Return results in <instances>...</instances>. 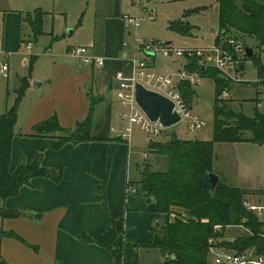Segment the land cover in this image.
Masks as SVG:
<instances>
[{
	"label": "crops",
	"instance_id": "obj_1",
	"mask_svg": "<svg viewBox=\"0 0 264 264\" xmlns=\"http://www.w3.org/2000/svg\"><path fill=\"white\" fill-rule=\"evenodd\" d=\"M110 1L34 0L32 9L44 13L42 29L49 46L36 54L28 88L18 106L9 170L13 172L34 161L41 146L40 138L32 131L35 125L55 115L61 128L71 130L87 117L91 99H94L91 114L93 140L77 145L66 144L57 151L46 149L40 166L50 171L49 176L34 177L16 196L0 199V209L21 214L15 218L0 217V264H114L107 250L75 237L76 233L83 232L93 241H101L108 226L107 211L115 217L118 245H132L125 234L129 216L127 205L131 197H126L125 188L131 182L127 176L132 135L129 140L120 135L127 127V121L116 92L118 84L128 80L132 73L128 60L132 45L128 46L125 38L136 36V33L127 31L123 13L134 0ZM136 3L149 4L140 0ZM215 4L217 6L216 1ZM87 13L93 19V38L96 39L98 29L102 30L99 44L89 39L73 42L77 32V26H73L83 24ZM21 15L17 21L19 29L23 20ZM179 21L186 24L184 18ZM211 33L215 44L216 26ZM181 36L186 39V35ZM188 36H191V30ZM17 39L19 48L21 43L23 47L31 44L29 57H33L34 41L25 38L21 41L19 34ZM191 39L197 43V37ZM78 46H87L90 54L103 58V66L79 65L69 55V50ZM17 51L19 53L20 49ZM5 61L8 63V59ZM152 65L154 69V59ZM23 77L14 80L16 89ZM5 79H9V66ZM46 142L52 143L49 139ZM213 163L214 156L212 171L217 174ZM58 171L59 180L54 181L52 176ZM217 175L220 181L230 185L223 176ZM149 216L155 223L157 217ZM8 233L15 234L18 239Z\"/></svg>",
	"mask_w": 264,
	"mask_h": 264
},
{
	"label": "trees",
	"instance_id": "obj_2",
	"mask_svg": "<svg viewBox=\"0 0 264 264\" xmlns=\"http://www.w3.org/2000/svg\"><path fill=\"white\" fill-rule=\"evenodd\" d=\"M215 1L217 3L215 44L221 39L237 37L239 43L261 52L264 48V0ZM43 16L44 13L37 9L33 15L27 14L25 17L35 38L43 34ZM169 28L181 35L190 32V28L182 21L169 24ZM245 60L246 58L243 59L242 66ZM249 60H254L261 75L262 69L255 51ZM32 61L29 65L30 70ZM186 70L198 72L202 78L212 79L214 82L213 142L264 144V117L260 113L256 112L254 116L248 117L224 107L226 101L221 99V94L229 88L231 82L225 80L216 69L199 64L197 59L189 60ZM28 80L29 76L20 79L13 106L0 116V199L2 200L16 196L23 186L29 185L32 178L46 175V169L40 166L42 154L46 149L57 151L66 144L77 145L93 140L91 114L94 99H91V108L87 117L71 130L61 128L55 115L35 125L32 131L41 140L39 152L31 164L19 166L10 172L14 126L19 103L29 85ZM178 89L184 101L191 105L195 94L193 88L188 83H182ZM48 139L52 143L48 144L46 142ZM149 152L165 156L168 163L167 170L153 171L149 165H145L139 180L130 184L146 199V212L162 220L158 222L160 224L158 228L153 226L151 229L158 233V241L153 246L161 254L170 253L174 257L171 264H209L208 239L218 238V235L222 234L214 233L215 225L223 228L241 227L248 231L247 235L233 242L218 243L219 246L236 251L255 248L258 253L264 254V225L243 208L242 200L246 192L219 180L213 194L210 193L207 173L213 172L212 143L171 138L164 145L150 143ZM59 176L60 171L56 176H52L53 180L58 181ZM102 203L104 204L103 198ZM20 215L18 212L0 209L2 218H15ZM107 215L108 226L101 241H93L83 232L76 233L75 237L82 242L96 244L107 250L114 259V264H121L122 258L125 264H138L136 247L128 244L118 245L115 217L108 211ZM7 235L18 239L13 233Z\"/></svg>",
	"mask_w": 264,
	"mask_h": 264
},
{
	"label": "rangeland",
	"instance_id": "obj_3",
	"mask_svg": "<svg viewBox=\"0 0 264 264\" xmlns=\"http://www.w3.org/2000/svg\"><path fill=\"white\" fill-rule=\"evenodd\" d=\"M133 2L124 9L123 16L135 17L138 15L140 20L138 26L127 28V31L136 33L137 39L169 44L174 49L188 48L191 45L199 46V48L214 45L211 29L215 26L217 28L215 0H152L147 6L145 3L137 5L136 0ZM33 4L34 0H0V69L6 59H8L9 66V79L3 78L0 74V116L6 111V108H10L14 104L16 97L14 80L17 77L32 75L34 61L37 58L36 54L39 50H46L49 46L47 36L42 34L35 38L25 20L27 14L33 15L36 10L32 9ZM153 7L155 12L152 17H149L148 11ZM144 8L145 10H143ZM20 13L23 20L20 21L21 27L19 29L17 21ZM87 15L83 24L75 23L76 25L73 26H77L73 42L89 39V41L95 40V44H99L102 41V30L98 29L95 34L96 39H94L93 19L89 13ZM182 18L185 20V25L191 30V36L187 34L186 39L169 28V24L177 23ZM73 27L70 28L73 29ZM17 34L20 35L21 41H24V38L34 41L32 58L24 56L26 53L22 43L20 48L18 46ZM134 36L130 38L126 36L128 46L133 45ZM192 36L198 38L197 43L192 41ZM18 49H20L19 53H17ZM253 50L258 56L262 74L259 75L254 60L246 59L243 62V69L239 70V75H236L239 82L234 83V81L229 80L231 84L225 91L227 95L223 97L221 94V99L226 101L224 107L235 113L240 112L244 116L252 117L257 112L264 117V99L261 98V94L264 93V86L262 85L264 80V48L261 52L256 49ZM31 61L33 62L32 70L29 68ZM39 61L40 59L37 65ZM171 62L175 63L172 64ZM178 68L177 60L164 59L161 54H155L153 71L156 74H166L165 71L175 73ZM192 88L195 94L192 97L191 105H189L191 114L203 121L205 126L199 130L190 131L187 128V121H182L151 138H148L138 126H134L130 142L128 179L131 182L138 181L145 165H149L153 171L164 172L167 170V158L158 154L151 155L149 152L150 143L164 145L171 138L197 140L212 143L213 170L223 176L228 184L242 189L246 194L263 195L264 144L213 142L214 82L212 79L203 78L199 85ZM124 113H126L125 110ZM145 154L148 156L145 157ZM130 196V202L127 205L129 216L125 233L127 241L136 247L139 264H159L161 253L153 246L158 241V233L151 231L154 223L151 216L145 212L146 199L140 192ZM155 220V222H162L158 218ZM220 233H222L221 236L218 235L219 238H216L219 239L218 243L222 241L233 242L235 239L247 235L248 231L241 227L229 226L222 227Z\"/></svg>",
	"mask_w": 264,
	"mask_h": 264
},
{
	"label": "built area",
	"instance_id": "obj_4",
	"mask_svg": "<svg viewBox=\"0 0 264 264\" xmlns=\"http://www.w3.org/2000/svg\"><path fill=\"white\" fill-rule=\"evenodd\" d=\"M154 12L155 8L153 7L148 11L149 17H152ZM123 21L126 28H136L140 20L136 15L135 17L124 16ZM24 51L26 53L24 56H30L31 44L25 45ZM156 53L161 54L164 59L177 60L179 64L177 72L156 74L152 65ZM69 55L81 66L102 67L104 64V59L90 54L87 46L73 47L69 50ZM191 59H197L198 63L204 67L208 66L216 69L225 80L238 83L239 79L236 78V75H239V68L243 59H245V52L241 43H235L231 38L221 39L217 44L206 48L174 49L169 44L143 41L134 36L131 54L128 58L132 71L131 77L120 82L116 92L117 100L126 110L123 117L127 121V127L120 134L122 139H130L134 126H138L148 138L156 137L164 130L158 122H151L138 107L135 101L136 84H141L145 89L156 92L172 102L174 109L181 117L180 122L187 121V128L190 131L199 130L205 126L203 121L191 114L190 106L184 101L178 89L182 83H188L191 87L197 86L203 79L198 72L186 70L188 61ZM229 69L231 72H228ZM0 73L4 78H7V61L1 65ZM262 85L264 86V80ZM226 95V92L222 93L223 97H226ZM261 98L264 99V93L261 94ZM144 156L146 157V154ZM138 192L137 188L131 185L130 182L127 183L125 188L126 197L135 195ZM242 206L264 225V194L261 196L246 194L243 197ZM221 229L222 226L220 225L213 227L214 233L221 232ZM218 240L214 237L208 239L209 264H264V254L258 253L255 248L242 251L226 249L219 246ZM171 257L168 252L162 253L159 264H171ZM121 264H125L123 258Z\"/></svg>",
	"mask_w": 264,
	"mask_h": 264
},
{
	"label": "water",
	"instance_id": "obj_5",
	"mask_svg": "<svg viewBox=\"0 0 264 264\" xmlns=\"http://www.w3.org/2000/svg\"><path fill=\"white\" fill-rule=\"evenodd\" d=\"M232 41L237 43V37H231ZM242 45L245 52V58L250 59L253 56V49L250 46ZM243 66H240L242 70ZM228 72H231L229 69ZM36 83V87H38ZM135 101L141 111L151 122H158L164 129H169L181 121L180 115L174 109L172 102L163 97L162 95L145 89L141 84L135 85ZM50 171L46 170V176H49ZM208 180L210 183V193L213 194L216 185L219 182V176L214 172L207 173ZM160 224L154 223V227L158 228ZM173 260L174 257L172 256Z\"/></svg>",
	"mask_w": 264,
	"mask_h": 264
}]
</instances>
